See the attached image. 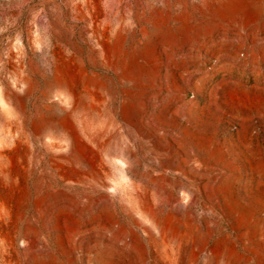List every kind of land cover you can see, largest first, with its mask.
I'll return each mask as SVG.
<instances>
[{
	"label": "rangeland",
	"instance_id": "374dc122",
	"mask_svg": "<svg viewBox=\"0 0 264 264\" xmlns=\"http://www.w3.org/2000/svg\"><path fill=\"white\" fill-rule=\"evenodd\" d=\"M0 264H264V0H0Z\"/></svg>",
	"mask_w": 264,
	"mask_h": 264
}]
</instances>
